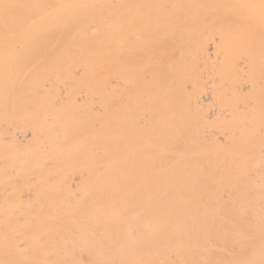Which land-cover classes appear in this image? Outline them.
<instances>
[{"label":"bare ground","instance_id":"obj_1","mask_svg":"<svg viewBox=\"0 0 264 264\" xmlns=\"http://www.w3.org/2000/svg\"><path fill=\"white\" fill-rule=\"evenodd\" d=\"M0 264H264V0H0Z\"/></svg>","mask_w":264,"mask_h":264}]
</instances>
